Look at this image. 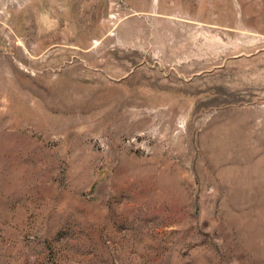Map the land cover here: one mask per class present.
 <instances>
[{"label": "rangeland", "instance_id": "1", "mask_svg": "<svg viewBox=\"0 0 264 264\" xmlns=\"http://www.w3.org/2000/svg\"><path fill=\"white\" fill-rule=\"evenodd\" d=\"M0 264H264V0H0Z\"/></svg>", "mask_w": 264, "mask_h": 264}]
</instances>
